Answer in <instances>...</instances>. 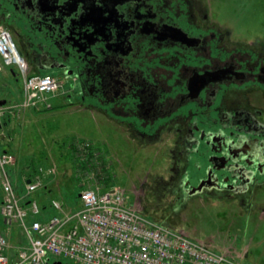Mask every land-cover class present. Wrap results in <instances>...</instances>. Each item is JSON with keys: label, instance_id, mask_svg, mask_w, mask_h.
Masks as SVG:
<instances>
[{"label": "flooded vegetation", "instance_id": "flooded-vegetation-1", "mask_svg": "<svg viewBox=\"0 0 264 264\" xmlns=\"http://www.w3.org/2000/svg\"><path fill=\"white\" fill-rule=\"evenodd\" d=\"M224 2L0 0V25L72 106L139 144L172 137L158 183L176 210L212 199L251 214L264 211V37L236 32Z\"/></svg>", "mask_w": 264, "mask_h": 264}, {"label": "rangeland", "instance_id": "rangeland-1", "mask_svg": "<svg viewBox=\"0 0 264 264\" xmlns=\"http://www.w3.org/2000/svg\"><path fill=\"white\" fill-rule=\"evenodd\" d=\"M214 7L242 37H264V0H225ZM14 40L18 43L16 37ZM9 69L7 66L0 71V100L7 101L0 106V147L17 157L10 175L23 194L25 180L39 175L40 167L55 168L54 175L45 177L46 182L55 180L48 187L51 190L42 188L31 194L40 202L48 194L43 200V213H57L51 206L53 198L63 200L65 210L78 208L84 187H120L128 201L151 218L184 230L215 250H234L243 263L264 264V211L249 214L240 207L228 211L230 203L212 199L195 200L178 211L174 197L161 191L158 178L165 179L172 165L171 136L139 144L124 130L117 131L107 116L72 106L71 98L63 97V89L51 97L49 104L22 108L24 79L13 77ZM13 69L18 72L17 66ZM83 141L89 143L87 147L96 159L95 165L85 168L80 165L82 150L75 147ZM260 204L263 206L264 200ZM50 258L49 264H81Z\"/></svg>", "mask_w": 264, "mask_h": 264}, {"label": "built area", "instance_id": "built-area-1", "mask_svg": "<svg viewBox=\"0 0 264 264\" xmlns=\"http://www.w3.org/2000/svg\"><path fill=\"white\" fill-rule=\"evenodd\" d=\"M7 66H17L24 79L23 107L45 103L60 88L57 77L30 73L11 32L0 27V71ZM88 145L84 142L79 149ZM16 161L13 153L0 147L1 213L10 228L19 224L28 243L14 249L0 230V264H49L50 256L81 264H246L234 250H215L146 215L120 187H84L78 208L69 211L62 200L52 199L57 213L43 218L44 206L31 194L44 186L55 168L40 167V174L26 182L24 195H19L9 171Z\"/></svg>", "mask_w": 264, "mask_h": 264}, {"label": "crops", "instance_id": "crops-1", "mask_svg": "<svg viewBox=\"0 0 264 264\" xmlns=\"http://www.w3.org/2000/svg\"><path fill=\"white\" fill-rule=\"evenodd\" d=\"M50 100H51V97H50ZM53 179V178H52ZM50 179L49 181H47L46 183V186L45 188L47 190H51V188L48 189V187L51 185H53L55 183V180L53 179ZM16 180H14V183L17 184V181L15 182ZM50 186V187H51ZM17 190L19 193L20 190H19V186L17 185ZM48 193V192H46ZM45 193V194H46ZM3 189H0V230L6 234L7 238L9 239L10 243L12 244V246L14 247V249H17L21 246H25L27 244H25V236H24V232L23 230L21 229V227L19 226V224L17 222H14L11 226V228L9 227V225L6 223L5 221V218L3 217L2 213H1V202H3ZM48 194L42 196V204L44 205L45 203L43 202V200H46L48 197ZM50 215V213H47V212H44L42 214V217L45 218V217H48Z\"/></svg>", "mask_w": 264, "mask_h": 264}, {"label": "trees", "instance_id": "trees-1", "mask_svg": "<svg viewBox=\"0 0 264 264\" xmlns=\"http://www.w3.org/2000/svg\"><path fill=\"white\" fill-rule=\"evenodd\" d=\"M84 143V141L81 144H78V146H82V144ZM77 148V150L79 151V148L77 146H75ZM80 153V159H82V163L80 164L83 168L91 166L92 164L95 165L96 163V159L93 157V151H91V149H89L87 146L83 148V150ZM34 164V163H33ZM35 171H38L37 168H35Z\"/></svg>", "mask_w": 264, "mask_h": 264}, {"label": "water", "instance_id": "water-1", "mask_svg": "<svg viewBox=\"0 0 264 264\" xmlns=\"http://www.w3.org/2000/svg\"><path fill=\"white\" fill-rule=\"evenodd\" d=\"M4 104H6V100L5 99L0 100V105H4ZM69 173H71V172H69ZM56 264H61V262H56Z\"/></svg>", "mask_w": 264, "mask_h": 264}]
</instances>
